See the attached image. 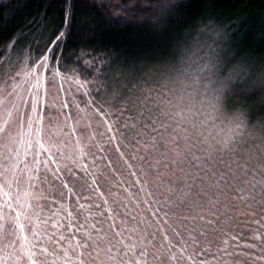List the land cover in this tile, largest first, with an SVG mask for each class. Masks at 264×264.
I'll return each instance as SVG.
<instances>
[{
  "label": "snow or ice",
  "instance_id": "snow-or-ice-1",
  "mask_svg": "<svg viewBox=\"0 0 264 264\" xmlns=\"http://www.w3.org/2000/svg\"><path fill=\"white\" fill-rule=\"evenodd\" d=\"M128 7L131 6H125ZM176 7L178 4L175 0H166V6L160 10L166 13ZM154 9L155 5H152L149 10ZM65 23H69L67 18ZM66 35V31L60 30L51 41L53 47L40 56L31 67L28 57L24 58L20 70H17L19 57L16 62H12L10 57L0 58V82L5 84L3 90H0V241L5 240L6 236L15 237L8 244L0 246V264H55V261L50 262L48 259L49 255H55V252L49 253V248L44 246V235H47L56 247H62L61 242H67L69 239L75 240L76 245L81 248L94 244L97 255L98 241L104 239V236L100 235L102 229H97V242L87 236L85 243L80 244L75 237L85 225H77L73 221L72 210L66 212L64 222H58L53 217L42 218L43 203L47 202V197L43 195L42 189L40 194H37V189L39 186L47 187L53 182L60 183L61 187L67 189L69 186L64 177H76L80 169H83V175H90L89 164L85 161L90 159L95 164L97 159H104V148L96 141V137L103 133L91 131L92 123L87 109L91 108V114L101 118L107 133L111 134L109 139L115 140L113 124L116 121L109 120L112 112L103 105L97 106L90 98L86 107L79 108L76 116H73L71 112L65 111L69 108L65 101L60 108L63 123L53 131L55 126L51 123L45 126L46 116L40 108L39 96L23 98L15 91L18 87L16 81L20 78L33 81L30 93L32 89L41 86L37 69L50 68V53L55 52V46H58ZM17 40L18 38H13L8 47L14 48ZM95 60L93 57L91 61H84L81 71L85 75L91 68L96 67ZM108 64V61H104L102 66ZM96 74H101L99 67ZM73 76L76 77L78 90H83L86 94L88 85L96 83L87 79L81 80L75 70ZM148 76L143 66H121L114 77L110 76L108 80L99 83L106 94L110 91L112 100L121 101V112L129 110V106L137 112L136 122L125 124L124 127L126 130H134V151H143L146 154L139 158L146 162L149 172L155 174V182L163 189L164 203L187 209L188 214L183 216V220L199 221L204 226L221 223V217H224L223 222H226L241 206L250 209L258 205L264 210V124L256 135L249 130V125L244 120L234 124L227 132L213 135L210 130L205 129L206 121H200L199 124L195 122L192 108H180L171 100L153 96V89L143 87ZM231 79L232 73L229 72L222 84L227 86ZM8 81L13 82L12 91L8 90ZM16 99H20L30 111L20 112L19 104L14 102ZM10 100L13 101V109L17 112L15 119L13 110L5 107ZM82 121L85 122L81 123ZM25 125L30 139L26 141V148L21 154L16 148V143L17 136L22 137V132H14L13 129L23 130ZM61 135L65 138L71 137L74 147L70 152L65 151L68 146L66 141H58L57 137ZM94 141L100 156L91 153ZM21 143L25 141L21 139ZM116 147L119 150L120 145L117 144ZM120 155L123 157L125 154L120 152ZM108 163L111 164V161ZM142 175L144 183L151 182L148 173L142 172ZM91 185L98 187L95 176H91ZM51 203L56 202L53 200ZM79 207L83 208V205ZM155 215L156 213H153V216ZM165 216L167 217L166 213ZM49 225L52 229L66 232L67 235H61L59 240H52L51 234L42 235L43 228ZM92 228L96 229V225L93 224ZM172 232L181 241L184 240L177 227H174ZM197 236H206V229L187 230V239L191 240L193 245L199 246L200 240ZM163 238L170 243L167 233H164ZM120 243L124 244V241L121 240ZM187 246L185 243L180 251L183 252ZM10 247H18L19 253L7 252ZM111 247L109 244V251ZM124 247L133 249L136 245L124 244ZM63 255L68 257L67 248H63ZM145 256L146 248L139 251L141 259H137L136 264H147L143 259ZM175 258L173 255L172 259ZM76 259L78 264H85L79 256ZM64 264L72 262L65 259Z\"/></svg>",
  "mask_w": 264,
  "mask_h": 264
},
{
  "label": "rangeland",
  "instance_id": "rangeland-1",
  "mask_svg": "<svg viewBox=\"0 0 264 264\" xmlns=\"http://www.w3.org/2000/svg\"><path fill=\"white\" fill-rule=\"evenodd\" d=\"M217 40L220 44L217 43L213 47L203 45L206 46V52H208L204 55L210 57L213 53L216 56L215 60L218 59L219 54L221 57L227 49L226 44H223L220 38ZM181 62L182 60L177 67L173 65L175 70L169 67V71H159L157 74L148 72L149 76L143 87L153 89V96L158 95L161 99L171 100L180 108H192L195 122L199 124L200 121H206L204 127L213 135L227 132L240 120L247 122L249 130H252L254 135L259 133L263 123H250L241 112L234 113L224 108V97L229 89L230 81L238 72L235 75L232 71L226 74L219 72L216 74L218 68L207 57L199 61ZM34 64L35 62L29 64V67ZM22 67L23 61L17 70ZM164 68L167 67L164 66ZM37 72L41 81L38 89H32L30 93L29 89L32 88L33 81L20 78L16 81L18 87L15 91L23 98H30L31 95L39 96L40 108L46 116V127L51 123L55 126L53 128L55 131V128L63 123V113L60 108L65 101L69 105L65 111L76 116L78 109L85 108L90 98L97 106L103 105L104 108H108L112 112L109 120L116 121L113 124L116 139L111 140L109 139L111 134L107 133L101 118L91 114V108H88L92 123L91 131L103 133L96 137V141L104 148V159H97L95 164L90 159L85 161L89 164L90 175H83V169H80L76 177L65 176L64 179L67 180L69 186L67 189L57 182L47 187L39 186L37 189V194H40L42 189L43 195L47 197V202L43 203L42 218L53 217L58 222H64L66 212L72 210L73 221L77 225H85V228L75 237L80 244L85 243L87 236H91L92 241L97 242V229H102L100 235L104 236L103 240L98 241L99 255H97L94 244L81 248L72 239L61 242L62 247H56L44 234H51L52 240H59L61 235L66 236L67 233L52 229L50 225L47 228L42 226V235H44L42 242L49 248V253L55 252V255H49L50 262L64 264L65 259H70L72 264H78L76 258L79 256L85 264H136V260L141 259L139 251L146 248L147 256L143 259L147 261V264H197L190 254L196 255L197 262L201 259L199 264H243L246 256H251L247 257V260L255 264H264V210L260 206L254 205L250 209L241 206L236 213L231 214V218L226 222H223L225 218L221 217L222 222L215 225L204 226L199 221L183 220V216L188 214L187 209L172 207L164 203L163 189L155 182V174L149 172L146 162L139 158L146 154L143 151H134L136 143L133 140L134 130H126L124 125L135 123L137 115L134 117L127 111L121 112V101L112 100L110 91L106 94L99 82L89 84L86 94L83 90H78L79 86L76 82L59 81L53 75L43 72L42 69H37ZM229 72L232 73V79L228 81L227 86H224L222 81ZM248 74L249 72L246 73L247 76L243 74L246 77L245 82L243 81L245 86L251 80ZM12 83V81L7 82L9 91H12ZM4 87L5 84L0 82V90ZM239 91L242 93L243 87ZM14 102L19 104L20 112L30 111L25 108L20 99ZM5 107L13 110L15 119L17 112L13 109V101L10 100ZM129 109L132 110L130 106ZM135 113L137 114L136 111ZM13 131L22 132V137L17 136L16 148L23 154L26 141L30 139L27 125L23 130L13 129ZM21 139L25 143H21ZM57 139L66 141L68 145L66 152H70L74 147L71 137L65 138L61 135ZM96 141L93 142L91 153L100 156L101 153L95 147ZM117 144L120 145L119 150H117ZM120 152H124L125 155L121 157ZM108 161H111V164ZM142 172L148 173L150 183L143 182ZM91 176L97 178L98 187L91 185ZM21 186L23 187V183ZM53 200L56 203H51ZM80 205H83V208H80ZM153 213L156 215L153 216ZM93 224L96 225V229L92 228ZM180 225L184 227H178ZM174 227L181 232V236L184 237L183 241L173 234ZM192 228L206 229V236H197L200 240L199 246L193 245L192 241L187 239V230ZM164 233L169 236L170 243L164 240ZM14 238L6 236L5 240L0 241V246L8 244ZM121 240L128 245L134 243L136 248L126 249L124 244L120 243ZM185 243L188 246L181 252L180 248H183ZM109 244L112 245L111 251L108 250ZM63 248L68 249L67 258L63 255ZM7 252L19 253V248L10 247ZM173 255L176 257L174 260ZM110 257L112 259H109Z\"/></svg>",
  "mask_w": 264,
  "mask_h": 264
},
{
  "label": "trees",
  "instance_id": "trees-1",
  "mask_svg": "<svg viewBox=\"0 0 264 264\" xmlns=\"http://www.w3.org/2000/svg\"><path fill=\"white\" fill-rule=\"evenodd\" d=\"M175 2L178 7L162 13L166 0H0V58L16 62L19 57L20 66L28 57L31 65L53 47L60 30L67 35L50 53V68L42 70L63 82H75L74 70L81 80L100 82L114 77L121 66H143L157 74L175 70L173 65L181 60L207 57L218 68L216 74L238 72L224 93V108L241 112L250 123L264 124V0ZM152 5L155 9L149 10ZM13 38L18 40L10 49ZM217 38L227 49L215 60V54H204L206 46L220 44ZM93 57L96 67L85 75L83 63ZM104 61L109 64L102 66ZM247 72L251 80L245 86ZM127 112L137 115L135 110ZM247 257L243 264H255Z\"/></svg>",
  "mask_w": 264,
  "mask_h": 264
}]
</instances>
